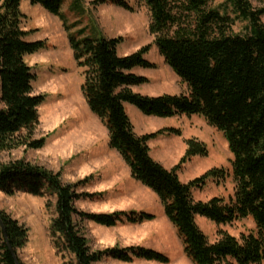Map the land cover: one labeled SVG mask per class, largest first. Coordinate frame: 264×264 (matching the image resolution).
<instances>
[{"label":"trees","instance_id":"obj_1","mask_svg":"<svg viewBox=\"0 0 264 264\" xmlns=\"http://www.w3.org/2000/svg\"><path fill=\"white\" fill-rule=\"evenodd\" d=\"M55 15L67 32L72 57L82 69L80 85L89 110L104 124L108 146L128 166L132 178L158 197L164 215L175 228L185 255L193 264H263L264 260V7L251 0H225L224 10L211 7L213 0H137L149 12L148 32L164 62L186 84L187 91L157 96L134 92L131 87L148 82L132 72L135 67L155 68L146 59L151 44L120 55L121 36H83L87 26L70 33L80 20L70 22L61 11L65 0H28ZM70 9L80 16L111 4L133 11L127 0H70ZM21 0H0V152L25 146L39 149L45 137L34 138L38 106L45 95L35 94V75L25 56L43 49L45 41H30L24 28ZM232 14V15H231ZM245 21L243 34L232 32L235 21ZM125 103L146 116L168 118L198 115L222 132L232 155L233 195L226 201L214 196L195 200L193 188H202L209 178H224L222 168H211L188 182L179 170L193 156L207 155V147L196 138L185 139L183 156L166 168L150 155L148 142L164 133L180 135L178 128H161L137 134ZM87 183H64L53 172L24 159L0 164V191L11 195L23 191L36 196L45 192L55 197L54 216L48 231L62 264H96L105 257L123 262L143 259L167 263L166 254L141 245H118L93 250L83 232L92 221L106 227L154 219L146 211L117 210L86 212L76 208L82 198L93 194L80 191ZM204 216L215 224H229L250 217L256 232L240 238L219 231L210 242L196 223ZM3 227V228H2ZM4 229V231H3ZM28 238V229L0 210V264H25L17 256ZM16 254V258H14ZM67 258V260H65ZM65 260V261H64Z\"/></svg>","mask_w":264,"mask_h":264},{"label":"rangeland","instance_id":"obj_2","mask_svg":"<svg viewBox=\"0 0 264 264\" xmlns=\"http://www.w3.org/2000/svg\"><path fill=\"white\" fill-rule=\"evenodd\" d=\"M127 1L133 6V11L105 4L93 9L89 15L80 16L70 9V0L63 2L61 11L70 22L81 21L79 26L70 30L74 36H77L78 28L83 26H87V31L83 36H121L123 40L118 45L117 52L123 55L132 53L153 41V37L148 32L150 21L148 9L137 0ZM251 3L256 8L264 7V0H251ZM224 5L225 0L211 2V7L220 11L224 10ZM20 8L25 14L24 28L29 31L27 39L30 41L43 40L46 43L43 49L25 56V61L35 75L32 82L33 92L45 95L44 101L37 108L38 122L33 132L34 138L45 137V143L39 149L20 146L2 151L0 152V164L9 160L24 159L53 172L59 171L64 183L86 180L87 183L80 187V191L91 193L94 197L92 199L82 198L75 202L76 208L82 211L148 212L142 200H138L137 206L131 207L126 206L125 203L126 199H132V196H118L127 186H123L122 182L116 183L114 180L118 178L123 181L122 175H125L124 171H127L128 166L124 162L122 165L115 162L113 155L117 152L108 146L106 127L89 110L82 96L80 90L83 81L82 69L75 64L68 43V35L61 21L41 6L30 4L28 0H21ZM123 20H127L132 28L127 29L122 26ZM261 21L264 24V15L261 16ZM245 25V21H235L232 25V32L245 33ZM145 57L155 63L157 68L141 69L145 75L153 77V80L157 82L152 80L150 84H142L141 89L160 88L156 91L176 94L180 90L179 83H170L169 79L164 84L158 81V75L168 78L169 73L173 71L163 62V57L154 44H151ZM162 63L167 68L162 69ZM132 107L142 117H148L135 106ZM126 112L137 134L174 127L180 130L181 136L196 138L206 145L207 155H197L196 160L189 159L191 161L189 163L187 161L179 170L178 174L182 181L188 182L211 168L226 170L227 174L224 178L219 180L209 178L202 188H193L192 196L195 200L206 201L218 196L227 201L233 195L235 183L231 175L232 155L222 132L207 123L203 117L181 115L156 122L145 120V118L138 119L134 113L128 110ZM144 194L142 192L140 196L143 197ZM54 201L55 197L47 192L44 196H36L23 191H17L11 195L0 191V210L8 213L28 229L27 241L17 251V256L25 264H62V260L52 247L48 231L50 221L54 216ZM158 209L154 219L136 224L123 221L115 226L106 227L92 221H85L83 232L93 250L115 245L120 247L141 245L166 254L169 258L167 263L137 258L130 262H123L105 257L96 264H193L185 255L175 228L166 217L160 215L161 207ZM196 223L210 242L219 237V231H225L236 238H240L242 234L256 232L255 224L250 217L229 224H215L204 216H196Z\"/></svg>","mask_w":264,"mask_h":264},{"label":"crops","instance_id":"obj_3","mask_svg":"<svg viewBox=\"0 0 264 264\" xmlns=\"http://www.w3.org/2000/svg\"><path fill=\"white\" fill-rule=\"evenodd\" d=\"M118 22H119V20H118ZM156 68H157V65L155 68H152V69H156ZM161 68L165 69L167 67L164 66V64L162 63ZM132 72L135 74H138V75L145 76L148 79V82L145 84H150L153 81L157 82L156 80H153V77L145 75V72L142 71L141 67L133 68ZM158 76L159 77H157V78L159 79L158 81L160 82V84L166 83L167 79H169L168 81H170V83L171 82L175 83V84L179 83L180 84V88H179L180 90H178V92L176 94L187 91L186 84L182 83L180 81V78L174 72L169 73L168 78L162 77L161 75H158ZM141 86L142 85L132 86L131 89L134 92H138V93H141L144 95H149V96H157V95L162 94L161 91L160 92L156 91L158 89L160 90V88H152V89L149 88L147 90H142ZM124 106H125L126 111L128 110L131 113H134V115H136L138 117V119L145 118V120L156 121V122L157 121L161 122L164 119V118L155 117V116L142 117V115H140V113L134 107H132L133 105H131L129 103H125ZM141 134H143V133H141ZM185 139H187V138L183 137L181 135H175L173 133L161 134V135L155 137L154 139H151L148 142V145L150 148V155L154 160L161 163L164 167L170 168V167L174 166L179 161V159L183 156L185 149H186ZM113 156H115V159H116L115 162L118 165L124 164L123 163L124 161L122 160V158L120 159V155L118 154V152L115 153V155H113ZM117 156H118V158H117ZM197 157L198 156L195 155L191 158V160H196ZM191 160H189L188 163ZM110 170H112V169H110ZM124 172H125V175H122L123 181H120L122 179L117 178L114 180V182H116V183L122 182L123 186L124 185L127 186V188L126 187L123 188L122 193H119L118 196H120V195H124L126 197L132 196V199H126L125 205L135 207V206H137V203L139 202L138 200H142L143 201L142 204H144L145 210H147L149 213H152L154 215H155V213H158L157 212L159 210L158 208L161 207L162 212H160V215L164 216V218H165L162 205H161L158 197L156 196V194L154 192H152L150 189H148L147 187H145L144 185H142L140 182H138L137 180L132 178L130 175V171H129L128 167H127V171H124ZM183 182H187V181H183ZM141 188H143V189H141ZM144 189H145V191H144ZM119 192H121V191H119ZM142 192L145 193L143 197L140 196V193H142ZM120 202H121V205H123V202L122 201H120Z\"/></svg>","mask_w":264,"mask_h":264},{"label":"bare ground","instance_id":"obj_4","mask_svg":"<svg viewBox=\"0 0 264 264\" xmlns=\"http://www.w3.org/2000/svg\"><path fill=\"white\" fill-rule=\"evenodd\" d=\"M133 24V23H132ZM121 25H123L124 27H126L127 29H131L132 27L129 26V22L127 20H123L121 22ZM53 56V55H52ZM61 87V86H60Z\"/></svg>","mask_w":264,"mask_h":264},{"label":"water","instance_id":"obj_5","mask_svg":"<svg viewBox=\"0 0 264 264\" xmlns=\"http://www.w3.org/2000/svg\"><path fill=\"white\" fill-rule=\"evenodd\" d=\"M3 228V227H2ZM3 231H4V229H3ZM14 258H16V254H14Z\"/></svg>","mask_w":264,"mask_h":264}]
</instances>
